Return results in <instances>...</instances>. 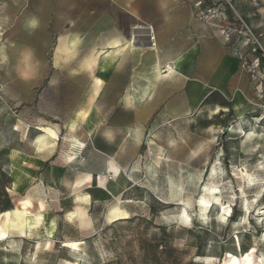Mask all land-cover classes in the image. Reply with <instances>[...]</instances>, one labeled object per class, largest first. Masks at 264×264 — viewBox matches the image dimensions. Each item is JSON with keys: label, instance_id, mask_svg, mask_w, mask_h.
Instances as JSON below:
<instances>
[{"label": "rangeland", "instance_id": "rangeland-1", "mask_svg": "<svg viewBox=\"0 0 264 264\" xmlns=\"http://www.w3.org/2000/svg\"><path fill=\"white\" fill-rule=\"evenodd\" d=\"M93 1L48 0L44 18L43 0H0V264H264L259 80L250 76L239 110L186 94L174 99L180 111L153 105L148 81H170L139 72L138 43L102 47L99 63L83 66L107 44L92 29ZM210 3L264 62V0ZM63 40L74 54L58 50ZM24 199L43 214L32 230ZM80 206L90 226L73 214Z\"/></svg>", "mask_w": 264, "mask_h": 264}, {"label": "crops", "instance_id": "crops-1", "mask_svg": "<svg viewBox=\"0 0 264 264\" xmlns=\"http://www.w3.org/2000/svg\"><path fill=\"white\" fill-rule=\"evenodd\" d=\"M47 1L40 9L44 18ZM196 1L94 0L90 10L93 32L107 34V44L96 48L137 47L136 43L144 47L136 63L139 72L170 81L162 87L148 81L147 91H154L144 95L155 97L153 105L166 104L167 111L181 110L174 99L183 94L214 98V105L223 111L245 108L253 94L250 74L241 67L233 46L196 19Z\"/></svg>", "mask_w": 264, "mask_h": 264}, {"label": "built area", "instance_id": "built-area-1", "mask_svg": "<svg viewBox=\"0 0 264 264\" xmlns=\"http://www.w3.org/2000/svg\"><path fill=\"white\" fill-rule=\"evenodd\" d=\"M195 17L197 20L208 26L215 33L219 34L226 44L233 46L235 54L241 61V67L250 74V76L259 80L258 89H260V95L263 93L264 75L261 70V66L264 64L263 60L259 58L263 54L260 48L251 47V51L255 54V59L248 58L247 51L244 48L251 45V38H243V30L236 27L233 23L229 22L226 13L219 7H216L210 3V0H197L194 3ZM155 36L151 35V39ZM154 43V42H153Z\"/></svg>", "mask_w": 264, "mask_h": 264}, {"label": "bare ground", "instance_id": "bare-ground-1", "mask_svg": "<svg viewBox=\"0 0 264 264\" xmlns=\"http://www.w3.org/2000/svg\"><path fill=\"white\" fill-rule=\"evenodd\" d=\"M70 44L68 43L67 40H63L62 43L59 44L58 50L63 51L64 53H66V55L70 56L71 54H74V50H75V49L73 50V48L70 46ZM104 52H106V51L101 50V49H96L95 51H93L92 54L89 57H87L85 59V61L83 62V66L85 67V69L86 68L87 69L93 68L96 64H98L100 56ZM68 56H67V58H68ZM103 66L109 67L110 66V60H105V63L103 64ZM168 68H171V67L168 65ZM159 69H161V68L158 65L157 70H159ZM129 99L130 98L128 97V100ZM49 134L54 135L56 133L53 130H50ZM49 134H48V136H49ZM46 139H47V136H41L38 139L39 147L46 142ZM108 167H109L111 172H114L116 174L118 173L119 168L112 160H110ZM92 180H93V174L87 173L84 176H79L75 181V185L77 187H81L82 185H84V183H86V184L90 183ZM22 204H23V208H24V211L20 212L21 216L24 217V219H22V222H24L26 224V226L29 230H32L36 226V224L39 222V220L41 219L43 214L42 213L37 214V213H33L32 211H30L29 206L31 204V200H29V199H24L22 201ZM226 211L229 212V209H226ZM73 214H75L77 216L81 225L90 226L92 224V220H91L90 215H89L86 208L81 207V206L77 207L75 209V211L73 212ZM55 228H56V222L54 219H52L50 222L49 229H48V235L49 236H52Z\"/></svg>", "mask_w": 264, "mask_h": 264}, {"label": "clouds", "instance_id": "clouds-1", "mask_svg": "<svg viewBox=\"0 0 264 264\" xmlns=\"http://www.w3.org/2000/svg\"><path fill=\"white\" fill-rule=\"evenodd\" d=\"M34 26H38V21H37V22H35Z\"/></svg>", "mask_w": 264, "mask_h": 264}]
</instances>
